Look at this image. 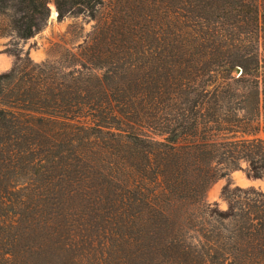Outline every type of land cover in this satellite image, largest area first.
<instances>
[{
  "label": "trees",
  "instance_id": "1",
  "mask_svg": "<svg viewBox=\"0 0 264 264\" xmlns=\"http://www.w3.org/2000/svg\"><path fill=\"white\" fill-rule=\"evenodd\" d=\"M49 2L0 0V264H264V192L206 200L264 178V0H54L98 21L36 62Z\"/></svg>",
  "mask_w": 264,
  "mask_h": 264
},
{
  "label": "rangeland",
  "instance_id": "2",
  "mask_svg": "<svg viewBox=\"0 0 264 264\" xmlns=\"http://www.w3.org/2000/svg\"><path fill=\"white\" fill-rule=\"evenodd\" d=\"M51 6L55 7L54 0L49 2L50 10ZM106 12L108 9L104 10V13ZM97 21L88 13L69 14L62 19L56 13L49 23L26 42L18 39L16 41L24 52L29 51L30 57L36 62L65 58L68 52H77L79 45L91 38ZM11 40V36L0 37V72L10 69L13 64L14 58L4 51ZM96 73L100 74L101 71L98 70ZM236 75H238L237 72ZM259 136L264 138V133L261 132ZM241 165L245 168L247 163L243 161ZM228 182L231 183L232 188L239 187L244 190L252 188L264 192V178H254L249 176L244 169H235L227 177L211 184L206 192V200L209 203L217 202L221 209H227L229 203L222 196V189ZM244 195L256 197L255 193Z\"/></svg>",
  "mask_w": 264,
  "mask_h": 264
},
{
  "label": "water",
  "instance_id": "3",
  "mask_svg": "<svg viewBox=\"0 0 264 264\" xmlns=\"http://www.w3.org/2000/svg\"><path fill=\"white\" fill-rule=\"evenodd\" d=\"M55 8H56V4H55ZM56 12H57V15H59L57 9H56ZM52 19H53V17H52V15H51V11H50V15H49L48 23H49ZM236 72H237L238 75H241L243 71H242L241 68L238 67L237 70H236Z\"/></svg>",
  "mask_w": 264,
  "mask_h": 264
},
{
  "label": "bare ground",
  "instance_id": "4",
  "mask_svg": "<svg viewBox=\"0 0 264 264\" xmlns=\"http://www.w3.org/2000/svg\"><path fill=\"white\" fill-rule=\"evenodd\" d=\"M55 7H52L51 6V15H52V17L54 18V16H55V14L57 13L56 12V9H54Z\"/></svg>",
  "mask_w": 264,
  "mask_h": 264
}]
</instances>
